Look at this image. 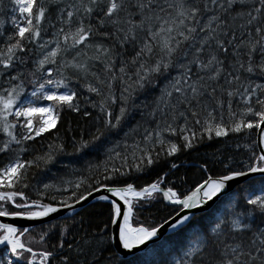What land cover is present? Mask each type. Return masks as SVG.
Masks as SVG:
<instances>
[{
  "label": "snow or ice",
  "instance_id": "6c2138e0",
  "mask_svg": "<svg viewBox=\"0 0 264 264\" xmlns=\"http://www.w3.org/2000/svg\"><path fill=\"white\" fill-rule=\"evenodd\" d=\"M9 2L12 30L0 20V218L40 226L0 222V264H142L127 257L165 225L177 246L159 264H264V181L231 187L264 175V0ZM66 110L92 120L87 136L70 138L71 155L105 160L89 163L88 176L46 183L39 173L66 153ZM136 112L154 127L130 124ZM241 134L234 147L245 158L203 161L206 178L187 188L186 175L169 178L175 162L144 186L129 181L161 152ZM176 135L182 144L168 138ZM210 162L224 170L209 174ZM89 198L107 203V219L83 211ZM164 202L172 212L162 223L143 217Z\"/></svg>",
  "mask_w": 264,
  "mask_h": 264
},
{
  "label": "trees",
  "instance_id": "16d2710c",
  "mask_svg": "<svg viewBox=\"0 0 264 264\" xmlns=\"http://www.w3.org/2000/svg\"><path fill=\"white\" fill-rule=\"evenodd\" d=\"M11 4L9 0H3V11L0 14V20L5 21L6 30L11 31V26L9 23V18L11 16L10 9ZM153 93L152 95H155ZM143 99V98H142ZM152 96L148 97V103L151 102ZM147 109H141V112L146 113ZM141 112L134 113L133 117L130 119L129 123L135 126L138 122L143 124L145 127H154L150 125L147 120V116H142ZM58 128L62 136L65 137L67 143L66 153L61 154L57 157L56 161L53 164L48 165V168L43 172L39 173V177L44 180L46 183L60 184L64 179H75L78 176H88L87 168L89 163L102 164L105 160V155L101 153H92L87 156H75L71 155L72 147L70 138L72 136H79L83 133L87 136L92 129V120L91 118L83 117L82 114L74 113L71 111H64L61 115V121L58 124ZM71 128L72 131L69 132L68 129ZM127 130V129H126ZM143 129H141V134ZM167 137V133L165 134ZM178 144H182L179 135L168 137ZM52 136H48V140H40V144L46 146V144L51 141ZM121 142H123V134L120 136ZM141 136L137 135L135 137L136 141H140ZM251 139H256L255 130H253V136ZM132 140H128L129 144H132ZM244 143V136L241 134L239 137L232 136L231 139H214L208 141L207 139L203 140L196 144L192 149L182 150L180 153L173 157H166L163 152L160 153V162L154 165L152 168L147 169L143 173H135L129 177V181L133 182L137 187L144 186L148 183L153 182L162 176L165 172H169L170 164L175 162L180 165L178 170H172L169 172V178L175 179L177 176H187L188 183L184 185L185 188L190 185H194L197 181L206 178V174L200 170V165L203 161H213L216 156H221V159L227 162L228 157H232L234 160L239 161L243 160L246 156V152L243 147L236 149L234 145L236 143ZM40 145H36L39 147ZM143 147V145H141ZM156 150L159 151L160 146H155ZM222 154V155H221ZM155 155V151L153 152ZM200 164L198 167L190 166V163ZM4 163L3 160H0V164ZM119 164V161H117ZM209 174L216 175L219 172L223 171V165L219 162L209 163ZM36 169H32V172H36ZM263 180H257L251 182L253 186L258 187L260 182ZM248 186L246 185L245 188ZM30 196L35 198V192L31 189L27 190ZM83 211L90 212L93 216L97 217V220L107 219L108 205L105 202H95L85 208ZM172 212V208L168 207L166 203H155L150 209L146 210L142 215L143 217H150L156 223H162L163 219L166 218L169 213ZM207 215V213L201 214ZM79 219V218H78ZM37 231L38 228H35ZM35 234V233H34ZM174 236H168L163 241L149 246L146 251L137 254L128 260L140 261L142 264H159L160 260L167 255L170 248L176 247V241L172 239ZM56 238L53 237L50 243H55ZM39 247V246H34Z\"/></svg>",
  "mask_w": 264,
  "mask_h": 264
},
{
  "label": "water",
  "instance_id": "95a60500",
  "mask_svg": "<svg viewBox=\"0 0 264 264\" xmlns=\"http://www.w3.org/2000/svg\"><path fill=\"white\" fill-rule=\"evenodd\" d=\"M260 178H264V175H262V174H252V175H250V176H248V177H242V178L239 179V181H237V182H233L232 185H231V187H232L233 189H235V187H236L237 185H239V184H244V183H246V182L248 183V182L254 181V180H256V179H260ZM97 195H98V194H97ZM95 202H98V201H96V200L93 199V198H89V201L86 202V203H87V205L89 206V205H91V204H93V203H95ZM165 203H166V202H165ZM80 210H81V209L78 207V208H77V211H80ZM207 211H209V209H205L204 212H199V211H198V214H200V213L202 214V213H205V212H207ZM66 214H67L66 212H62V213H60V214L57 215L56 219H63V217H64ZM0 222H11V223H13V224H15V225H17V226H20V227L30 226V227L37 228V227L40 226V222L25 221V220H20V219H17V220H7L6 218H0ZM173 234H174V233H173V230H171V229L169 228L168 225H165L164 229H161V233H160L159 239H158L154 244H157V243L161 242L162 240H164V238H166V237H168V236H171V235H173ZM154 244H153L152 242H149V245L147 246V248H148L149 246H151V245H154ZM142 247H143V246H142ZM147 248H145V249L142 250V251H138L137 254H140V253L146 251ZM132 257H134V256L129 255V256L127 257V259H131ZM121 259H123V257H121Z\"/></svg>",
  "mask_w": 264,
  "mask_h": 264
},
{
  "label": "bare ground",
  "instance_id": "6f19581e",
  "mask_svg": "<svg viewBox=\"0 0 264 264\" xmlns=\"http://www.w3.org/2000/svg\"><path fill=\"white\" fill-rule=\"evenodd\" d=\"M257 138V137H256ZM200 164H197V163H190V166H195V167H198ZM264 178H260V179H256V180H254V181H251L252 183L253 182H255V181H257V180H263ZM251 182H246V183H244V184H239V185H237L235 188H237V187H241V188H245V186L247 185V186H249V185H251L252 183ZM87 208V207H86ZM205 213H208V211L207 212H205ZM202 214H204V213H202ZM198 215H201V213L200 214H198ZM165 239V238H164ZM163 241V240H162Z\"/></svg>",
  "mask_w": 264,
  "mask_h": 264
},
{
  "label": "rangeland",
  "instance_id": "374dc122",
  "mask_svg": "<svg viewBox=\"0 0 264 264\" xmlns=\"http://www.w3.org/2000/svg\"><path fill=\"white\" fill-rule=\"evenodd\" d=\"M30 90V89H29ZM90 206V205H89ZM38 228V227H37Z\"/></svg>",
  "mask_w": 264,
  "mask_h": 264
}]
</instances>
